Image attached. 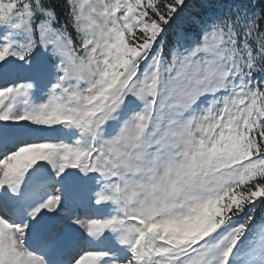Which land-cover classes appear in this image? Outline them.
Segmentation results:
<instances>
[{
	"label": "snow or ice",
	"instance_id": "1",
	"mask_svg": "<svg viewBox=\"0 0 264 264\" xmlns=\"http://www.w3.org/2000/svg\"><path fill=\"white\" fill-rule=\"evenodd\" d=\"M0 264H264V0H0Z\"/></svg>",
	"mask_w": 264,
	"mask_h": 264
}]
</instances>
